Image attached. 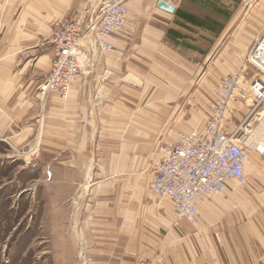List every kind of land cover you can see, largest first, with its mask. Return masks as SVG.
Here are the masks:
<instances>
[{
	"label": "crops",
	"instance_id": "crops-1",
	"mask_svg": "<svg viewBox=\"0 0 264 264\" xmlns=\"http://www.w3.org/2000/svg\"><path fill=\"white\" fill-rule=\"evenodd\" d=\"M101 1L0 0V173L21 160L7 141L17 147L40 135V157L15 177L40 200L34 208L40 227L54 231L51 245L68 246L64 264H264V153L251 146L247 183L230 181L232 189L199 201L194 223L150 189L161 147L198 110L199 70H213L205 79L215 85L258 35L247 33L240 0H131L114 51L91 52L66 99L42 96L50 23L92 17ZM256 124L264 140V121ZM32 169L37 176L24 172Z\"/></svg>",
	"mask_w": 264,
	"mask_h": 264
},
{
	"label": "built area",
	"instance_id": "built-area-1",
	"mask_svg": "<svg viewBox=\"0 0 264 264\" xmlns=\"http://www.w3.org/2000/svg\"><path fill=\"white\" fill-rule=\"evenodd\" d=\"M131 0H102L87 19L80 16L50 23L53 56L39 90L42 96L56 94L66 99L74 81L85 74V63L94 51H114L113 40L124 28ZM257 0H240L249 8ZM1 38V23H0ZM86 39L91 51L83 44ZM250 72V73H249ZM243 104L246 111L233 106ZM264 121V25L252 43L239 70L223 76L213 92L202 130H177L176 139L161 147L151 167L150 189L171 200L174 214L194 223L197 204L212 193H224L247 183L245 173L249 148L264 153V140L250 139L254 123ZM39 136L24 145H9L13 156L24 164L34 161ZM137 264H147L140 261ZM154 264H167L157 260Z\"/></svg>",
	"mask_w": 264,
	"mask_h": 264
},
{
	"label": "rangeland",
	"instance_id": "rangeland-1",
	"mask_svg": "<svg viewBox=\"0 0 264 264\" xmlns=\"http://www.w3.org/2000/svg\"><path fill=\"white\" fill-rule=\"evenodd\" d=\"M238 9L242 10V14H247V27H245L247 33L249 35L253 34V36L256 37L259 30L264 25V0H257V2L249 8L239 5ZM260 25L262 26L260 27ZM247 37L249 36L247 35ZM248 40L249 39L246 40V44L248 43ZM245 51V48H240L238 54L235 56H241L243 58ZM235 56L231 54V59L234 61L236 59ZM235 62V68H237L231 73L239 70V67L243 64L244 60L242 59L241 63H238L237 61ZM178 72L181 74L182 71L178 70ZM213 72V70H207L206 68L199 70V77L201 78L199 82L198 110L193 107V116L184 117V122L189 125L191 124L192 126L189 127L188 125L186 126L187 128L185 127V129L179 130L189 131L196 129L199 131L203 129L209 105L213 98V92L217 82L219 81L218 80L215 85L206 84L207 81L205 78L207 76L210 77L209 75ZM184 105L186 107L187 102H185ZM190 108L191 107L189 106L188 110ZM255 124L256 123L253 124L252 129L256 127L257 124ZM252 134L253 135L249 138V140L256 139L253 131ZM36 135L40 138L39 134ZM36 135L34 137H36ZM33 138L26 144L30 143ZM7 143V147L10 149L9 145L11 144L8 141ZM16 148L26 150L24 145L17 146ZM39 153L40 144L36 160L40 157ZM13 157L19 158L17 156ZM34 161L24 164L21 159L20 163L16 166H5L7 171L9 170L7 173H0V264H64V262H66L63 260L65 252V250L63 251V248L66 249L68 246L62 244L58 246L51 245L50 240L52 238L48 237L50 233L54 231L40 227V207L38 208V212L35 211L34 208V205H36L35 201H37V203L39 202V205H41L40 200L28 198L26 196L28 193L24 192L23 189H20L22 185L20 186L19 182H22L24 185L27 183H23L22 180L18 182L15 177L17 175L16 169H18L19 165L21 167L22 165L24 167H30ZM2 170H4L3 165H0V172ZM24 172H26L30 177L37 176V171H33V169L32 171L27 170ZM24 172L21 170L18 174L21 173L20 175H22ZM6 185L10 186L5 190ZM59 249L61 252H58Z\"/></svg>",
	"mask_w": 264,
	"mask_h": 264
},
{
	"label": "water",
	"instance_id": "water-1",
	"mask_svg": "<svg viewBox=\"0 0 264 264\" xmlns=\"http://www.w3.org/2000/svg\"><path fill=\"white\" fill-rule=\"evenodd\" d=\"M158 6L166 11L172 12L174 7L164 1H159Z\"/></svg>",
	"mask_w": 264,
	"mask_h": 264
},
{
	"label": "bare ground",
	"instance_id": "bare-ground-1",
	"mask_svg": "<svg viewBox=\"0 0 264 264\" xmlns=\"http://www.w3.org/2000/svg\"><path fill=\"white\" fill-rule=\"evenodd\" d=\"M262 131H263V128H262Z\"/></svg>",
	"mask_w": 264,
	"mask_h": 264
}]
</instances>
